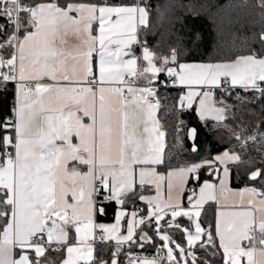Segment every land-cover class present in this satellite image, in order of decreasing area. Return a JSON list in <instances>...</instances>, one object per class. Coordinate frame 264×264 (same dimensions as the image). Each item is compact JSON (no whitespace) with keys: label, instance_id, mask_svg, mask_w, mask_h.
<instances>
[{"label":"snow or ice","instance_id":"obj_1","mask_svg":"<svg viewBox=\"0 0 264 264\" xmlns=\"http://www.w3.org/2000/svg\"><path fill=\"white\" fill-rule=\"evenodd\" d=\"M0 264H264V0H0Z\"/></svg>","mask_w":264,"mask_h":264},{"label":"trees","instance_id":"obj_2","mask_svg":"<svg viewBox=\"0 0 264 264\" xmlns=\"http://www.w3.org/2000/svg\"><path fill=\"white\" fill-rule=\"evenodd\" d=\"M232 15H233V10H226V12L224 13V15L222 17H217L216 24L220 25L221 21H223L224 22V27L226 29L227 28V18L229 16H232ZM203 27H204L205 33H206V35L208 36V39H209L210 51H212L214 49V47H215L214 44L212 43V41H213V35L212 34L217 32L218 28H213L212 23L209 22V21H204L203 22ZM225 39L230 40V37H225ZM172 95L174 96L175 93H172ZM242 114H243L242 111L240 113H238V115H242ZM159 116L162 119V122H164V123L168 122L169 118L164 115V109L161 110V112L159 113ZM221 133L224 136L228 135L227 131L225 129L221 128L219 130H213L211 132V137H217ZM201 136L202 137L204 136L203 130H201ZM105 222H114V220L112 219V217H109L108 220L105 221Z\"/></svg>","mask_w":264,"mask_h":264},{"label":"crops","instance_id":"obj_3","mask_svg":"<svg viewBox=\"0 0 264 264\" xmlns=\"http://www.w3.org/2000/svg\"><path fill=\"white\" fill-rule=\"evenodd\" d=\"M158 115H159V113H158Z\"/></svg>","mask_w":264,"mask_h":264}]
</instances>
